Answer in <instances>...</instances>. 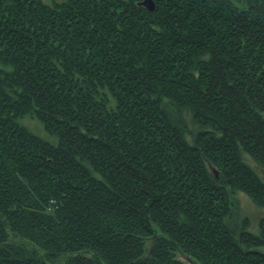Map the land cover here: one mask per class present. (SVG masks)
<instances>
[{"label": "trees", "instance_id": "16d2710c", "mask_svg": "<svg viewBox=\"0 0 264 264\" xmlns=\"http://www.w3.org/2000/svg\"><path fill=\"white\" fill-rule=\"evenodd\" d=\"M144 1L0 0V264H264V0Z\"/></svg>", "mask_w": 264, "mask_h": 264}, {"label": "rangeland", "instance_id": "374dc122", "mask_svg": "<svg viewBox=\"0 0 264 264\" xmlns=\"http://www.w3.org/2000/svg\"><path fill=\"white\" fill-rule=\"evenodd\" d=\"M45 1L49 2V0ZM183 118L187 120V123L189 124L190 128L194 127L193 119L187 112H183ZM23 123L26 126L30 127L35 133L48 138V135H46L41 123L37 119H33L29 116H26L23 120ZM244 159L248 164H250L253 168L257 170V172L262 176V178H264V169L262 166H260L251 157L247 156V154H244ZM236 199L237 210L239 211L238 220L247 218L250 223V231L254 233L258 232L259 221L262 217H264V208L257 206L248 195L242 192L236 195ZM237 210L235 209V211ZM178 258L182 261L187 262V259L182 254H179Z\"/></svg>", "mask_w": 264, "mask_h": 264}, {"label": "water", "instance_id": "95a60500", "mask_svg": "<svg viewBox=\"0 0 264 264\" xmlns=\"http://www.w3.org/2000/svg\"><path fill=\"white\" fill-rule=\"evenodd\" d=\"M143 5L146 6L147 8H149L150 10H154L155 9V4L153 1L151 0H145L143 2ZM190 261V260H189ZM191 262V261H190Z\"/></svg>", "mask_w": 264, "mask_h": 264}]
</instances>
